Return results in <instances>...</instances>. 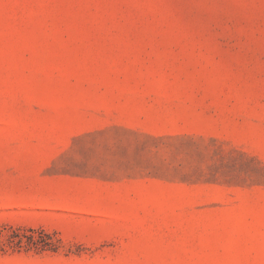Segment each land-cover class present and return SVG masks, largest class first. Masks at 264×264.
Returning a JSON list of instances; mask_svg holds the SVG:
<instances>
[{"label": "rangeland", "instance_id": "obj_1", "mask_svg": "<svg viewBox=\"0 0 264 264\" xmlns=\"http://www.w3.org/2000/svg\"><path fill=\"white\" fill-rule=\"evenodd\" d=\"M0 264H264V0H0Z\"/></svg>", "mask_w": 264, "mask_h": 264}, {"label": "trees", "instance_id": "obj_2", "mask_svg": "<svg viewBox=\"0 0 264 264\" xmlns=\"http://www.w3.org/2000/svg\"><path fill=\"white\" fill-rule=\"evenodd\" d=\"M29 233L24 235L23 233L19 232V231H15L14 232V236H16V240L15 242L17 244H22L23 242H26L27 245L29 246H41V247H45V246H50V242L49 241H43V243H40L41 241L39 240V237H37L36 233H42L44 235H46L47 238H50V235L43 232V231H36L32 228L28 229ZM24 238H26V240H24Z\"/></svg>", "mask_w": 264, "mask_h": 264}]
</instances>
